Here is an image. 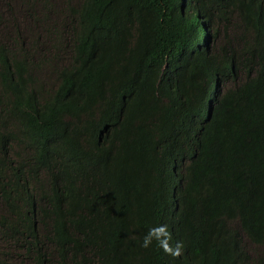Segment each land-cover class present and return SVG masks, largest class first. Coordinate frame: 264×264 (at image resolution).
Instances as JSON below:
<instances>
[{
    "label": "trees",
    "instance_id": "16d2710c",
    "mask_svg": "<svg viewBox=\"0 0 264 264\" xmlns=\"http://www.w3.org/2000/svg\"><path fill=\"white\" fill-rule=\"evenodd\" d=\"M51 2L0 35V264H264V0Z\"/></svg>",
    "mask_w": 264,
    "mask_h": 264
},
{
    "label": "rangeland",
    "instance_id": "374dc122",
    "mask_svg": "<svg viewBox=\"0 0 264 264\" xmlns=\"http://www.w3.org/2000/svg\"><path fill=\"white\" fill-rule=\"evenodd\" d=\"M61 1L62 0H52L51 5L55 11H58L59 8L63 7L64 0L62 1V3ZM5 2H8L9 8H7L5 5L2 4ZM27 2L28 0H0V18L1 20L4 21L0 23V35L3 34L5 35L4 37L7 38L10 34H12L11 29H12L13 23H16L18 25L17 28H19V33L23 36V39L26 43L30 40L31 36L34 33H38V34L40 33V37H41V33L43 30L42 26L40 27V29L37 30V27H33L31 25V17L29 16L30 14L27 11V7H26V4H28ZM60 3H61V6L59 7ZM37 5L38 4H34V9L32 10V12H35V14L38 15L37 12H40V9L38 7H35ZM10 11L12 12V15ZM51 18L56 19V16H51ZM1 38L4 39L3 37ZM216 40L217 39L215 40L212 39L209 42V46H211L213 42ZM40 77H42V80H44L50 86L54 85L50 77V74L46 70L40 72ZM244 246H245L246 251L251 256H256L261 251V248L251 245L247 243L246 241H244ZM259 258H262L261 254L258 255L256 259H259Z\"/></svg>",
    "mask_w": 264,
    "mask_h": 264
}]
</instances>
